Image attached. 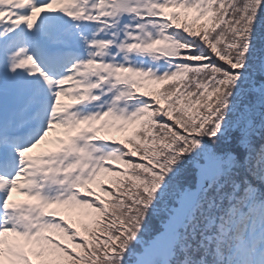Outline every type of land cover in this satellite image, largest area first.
I'll list each match as a JSON object with an SVG mask.
<instances>
[{
    "label": "snow or ice",
    "instance_id": "snow-or-ice-1",
    "mask_svg": "<svg viewBox=\"0 0 264 264\" xmlns=\"http://www.w3.org/2000/svg\"><path fill=\"white\" fill-rule=\"evenodd\" d=\"M0 264H264V0H0Z\"/></svg>",
    "mask_w": 264,
    "mask_h": 264
},
{
    "label": "rangeland",
    "instance_id": "rangeland-1",
    "mask_svg": "<svg viewBox=\"0 0 264 264\" xmlns=\"http://www.w3.org/2000/svg\"><path fill=\"white\" fill-rule=\"evenodd\" d=\"M71 102V101H69ZM117 138H121L119 135L117 136ZM14 197L15 199H17L18 201H24L26 200L27 198L26 197H23L21 194L19 193H14Z\"/></svg>",
    "mask_w": 264,
    "mask_h": 264
}]
</instances>
